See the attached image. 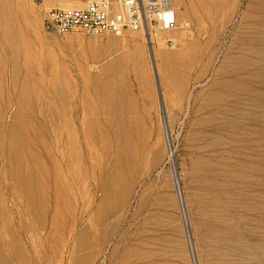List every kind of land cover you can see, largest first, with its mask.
<instances>
[{"label":"rangeland","instance_id":"rangeland-1","mask_svg":"<svg viewBox=\"0 0 264 264\" xmlns=\"http://www.w3.org/2000/svg\"><path fill=\"white\" fill-rule=\"evenodd\" d=\"M174 1L171 48L0 0V264H264V0Z\"/></svg>","mask_w":264,"mask_h":264},{"label":"built area","instance_id":"built-area-1","mask_svg":"<svg viewBox=\"0 0 264 264\" xmlns=\"http://www.w3.org/2000/svg\"><path fill=\"white\" fill-rule=\"evenodd\" d=\"M44 24L58 35L80 32L115 38L142 33L151 39L157 32L190 29L188 21L177 20L174 0H85L83 8L49 9ZM165 42L168 47L177 46L172 38H166Z\"/></svg>","mask_w":264,"mask_h":264},{"label":"bare ground","instance_id":"bare-ground-1","mask_svg":"<svg viewBox=\"0 0 264 264\" xmlns=\"http://www.w3.org/2000/svg\"><path fill=\"white\" fill-rule=\"evenodd\" d=\"M75 2H76V4L78 5L77 6V8H74L73 6H59V8L60 9H78L79 7L80 8H83L84 7V4H83V6L81 7V3H80V0H74ZM53 8H58V7H53ZM159 33H164L163 34V36L160 38V40L163 42L164 41V43H166L165 42V40H166V38H170V37H168V36H170L171 35V32H157V35L156 36H153L151 39L150 38H148L147 37V39L151 42V43H153L154 44V42L157 40V36H158V34ZM123 38V37H122ZM132 42V40L131 39H128L127 37H124L123 39H122V46H126V45H128V44H130ZM134 42V41H133ZM137 50V49H136Z\"/></svg>","mask_w":264,"mask_h":264}]
</instances>
